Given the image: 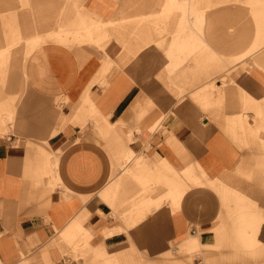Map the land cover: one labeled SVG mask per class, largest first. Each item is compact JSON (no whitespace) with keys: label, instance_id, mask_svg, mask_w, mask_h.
<instances>
[{"label":"crops","instance_id":"obj_1","mask_svg":"<svg viewBox=\"0 0 264 264\" xmlns=\"http://www.w3.org/2000/svg\"><path fill=\"white\" fill-rule=\"evenodd\" d=\"M120 23L127 33L100 48L97 32L78 44L51 36L58 24ZM18 40H41L23 61L25 82L71 107L61 130L44 132L55 153L47 140L0 143V264H204L195 253L205 264H264V0H0V52ZM240 61L245 85L198 87L189 94L200 106L173 102L167 81L107 79L110 68Z\"/></svg>","mask_w":264,"mask_h":264},{"label":"rangeland","instance_id":"obj_2","mask_svg":"<svg viewBox=\"0 0 264 264\" xmlns=\"http://www.w3.org/2000/svg\"><path fill=\"white\" fill-rule=\"evenodd\" d=\"M188 2H191V0H188ZM233 4L234 3H229L228 5H230V7L237 6ZM243 8H245V12L247 11L246 14L245 12H243V19L241 20V23L244 24L245 19L247 20L249 18V14H247L249 9L244 6ZM224 10L226 9H220V14H222ZM61 21L62 19L60 18L58 20V23ZM228 25L227 27H229ZM214 26L216 25L214 24ZM52 27H55L54 23ZM63 29L64 28L62 27V25L58 24V30L51 36H53L58 41L60 40L59 42L62 43L78 44L85 40V33L87 35L92 34L93 38L94 34L97 32L99 36L102 34V37H99L98 42V47L100 48L102 44L110 45L112 43V38L115 37V34L127 33V24L120 23L104 27L99 26L97 28L91 27L88 32L81 30L79 27H77L76 29H64L65 32H61V30ZM189 33V30H187L186 26H184V38ZM166 35H169L168 32L161 34L160 37L165 38ZM33 42H22L21 40H18L14 42V45L12 47H8L6 51L0 52V143L10 144V141L12 139V136L10 135H16L14 136L15 138H13L14 148H23V146L25 147L27 141L41 142L47 140L46 144L49 146L50 151L52 153H55L49 144V140L52 138V136L46 137L47 135L44 134V132H54L53 129L61 130L63 127V118L65 117V112L67 110L66 107L68 108L71 106L66 105L62 101L63 98L47 99L40 96V91L35 88L37 84L33 81V79L29 78L28 81L25 82L22 68L23 61L26 59L27 53L30 52V50L36 47L38 44H40L41 40L36 43ZM182 43L183 44L181 48L184 54L186 52L189 53L188 49H190L191 47V41L184 39ZM126 44L127 42L122 41L119 48H126ZM102 48H105V46H103ZM224 52L225 51L223 50L220 51V53L225 54ZM228 53L235 54L237 53V51H228ZM107 59L113 60V65L117 63V58L115 57L109 55L107 56ZM123 59L124 58L122 57L118 58V60ZM130 59H132V57ZM139 59V57H133L134 62L136 60L138 61ZM184 59L189 60L190 58L184 57ZM134 62H131V64H133ZM248 65L249 64H246L245 62L241 63L240 61L232 63L230 64V66L223 68L222 64L220 63V66H216V68H194V71L192 70L193 68H110L107 79L108 81H110V76L114 73L118 74L119 77H132L140 85H142L143 77H146L147 81L150 80L152 83L153 81L160 80L163 86L165 85L164 81H167L168 86L170 83L169 87L173 90V95H171L173 96L171 97L173 98V102H176L179 97H184V95H187L186 97L189 96V98L185 99L183 101V104L191 103L196 105L198 104L197 101L191 96V94H189L191 91L195 90L198 87L208 86L214 83L220 86H223V84L226 83V85H229V87H237L236 83L232 82V79L236 80L237 84L245 85L243 79L245 80V77L247 76V70L250 69L246 68ZM230 68L233 69L230 70ZM169 74L171 75L170 77L174 80L176 85L171 84V80H169ZM183 74L187 75V79L185 81L182 80ZM105 76L106 74L103 73V77ZM12 84H14V88H11ZM181 104L182 103H180V105ZM198 106L200 105L198 104ZM154 107L157 108L156 106ZM251 119L253 118H249V120ZM178 120L179 119L177 118L176 121ZM94 122L95 114H91L90 119L87 121V124H90L89 126L93 127L92 125L94 124ZM199 124L203 125V121L200 120ZM11 126H14L12 133L8 132ZM89 126L82 128L83 134L87 132V128L89 129ZM36 128H38V130L32 132V129L34 130ZM1 129H3V131ZM166 130L167 129H165L164 126L161 127V131ZM5 135H8L9 137L6 136L4 138ZM140 149L142 148L140 147ZM148 151L149 146L146 147L145 152L142 149L140 151V154L143 156H147ZM57 186L60 187V181H58ZM95 204L98 205V198L96 199ZM199 236H201V234ZM216 251L212 250L209 251V253H217ZM206 253L209 254L208 252ZM62 255L66 259H69L76 263H79L80 261L84 262L83 257H74L69 253L68 250L62 251ZM194 258H199L200 260H202V262L204 261L205 264V258L202 253L193 254L192 260Z\"/></svg>","mask_w":264,"mask_h":264}]
</instances>
